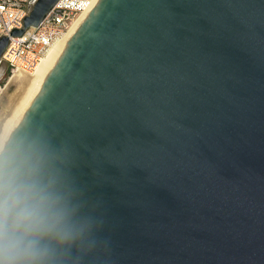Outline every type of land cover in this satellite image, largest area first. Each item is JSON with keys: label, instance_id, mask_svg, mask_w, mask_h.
I'll return each mask as SVG.
<instances>
[{"label": "water", "instance_id": "1", "mask_svg": "<svg viewBox=\"0 0 264 264\" xmlns=\"http://www.w3.org/2000/svg\"><path fill=\"white\" fill-rule=\"evenodd\" d=\"M22 137L94 221L67 264H264V0H97L5 143Z\"/></svg>", "mask_w": 264, "mask_h": 264}, {"label": "clouds", "instance_id": "2", "mask_svg": "<svg viewBox=\"0 0 264 264\" xmlns=\"http://www.w3.org/2000/svg\"><path fill=\"white\" fill-rule=\"evenodd\" d=\"M55 161L45 143L0 141V264H67L93 243L94 221L80 215Z\"/></svg>", "mask_w": 264, "mask_h": 264}, {"label": "built area", "instance_id": "3", "mask_svg": "<svg viewBox=\"0 0 264 264\" xmlns=\"http://www.w3.org/2000/svg\"><path fill=\"white\" fill-rule=\"evenodd\" d=\"M96 1L57 0L38 25L30 26L20 36H11L12 29L22 27L34 0H0V37L8 36L1 61L9 66L11 75L32 73L50 46L68 31L73 21L85 16Z\"/></svg>", "mask_w": 264, "mask_h": 264}, {"label": "bare ground", "instance_id": "4", "mask_svg": "<svg viewBox=\"0 0 264 264\" xmlns=\"http://www.w3.org/2000/svg\"><path fill=\"white\" fill-rule=\"evenodd\" d=\"M83 17L84 14L73 21L68 31L50 46L46 54L41 58L36 69L32 72L33 74L30 73L29 75L24 72H16L10 76L9 83L13 84L16 90L12 94H8L7 92L0 94V108L4 109L2 113H0V141H6V139L3 140L4 137L6 138V136L9 135H6V133L10 130L12 131L15 126H13V122L16 121L14 124L18 122V119L27 105L25 100L32 96L35 89L42 82L67 39L76 29ZM10 127H12V129H10Z\"/></svg>", "mask_w": 264, "mask_h": 264}, {"label": "rangeland", "instance_id": "5", "mask_svg": "<svg viewBox=\"0 0 264 264\" xmlns=\"http://www.w3.org/2000/svg\"><path fill=\"white\" fill-rule=\"evenodd\" d=\"M25 74H29L30 75V73H25ZM33 74V73H32ZM10 76H11V72H10V68H9V66L5 63V62H0V94L1 93H4V92H7L8 94H12V93H14L15 92V86L13 85V84H10L9 83V78H10ZM6 90V91H5ZM29 99H26L25 101H26V103H28V101L30 100V98H31V96L30 97H28ZM23 103V102H22ZM4 109H2V108H0V113H2V111H3ZM23 113V112H22ZM16 118H18V117H16ZM15 118V119H16ZM19 120V119H18ZM16 122V121H15ZM15 122H13V126L14 125H16V124H14ZM10 129H12V127H10ZM9 129V130H10ZM11 131V130H10ZM10 131H8V133H6V135H8V134H10ZM5 135V136H6ZM9 136V135H8ZM8 136H6V138L4 137V139L3 140H5V139H7V137ZM3 142H5V141H3Z\"/></svg>", "mask_w": 264, "mask_h": 264}]
</instances>
